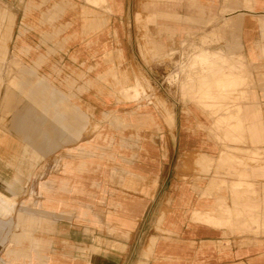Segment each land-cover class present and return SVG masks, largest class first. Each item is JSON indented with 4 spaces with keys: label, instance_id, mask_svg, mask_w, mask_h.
<instances>
[{
    "label": "crops",
    "instance_id": "obj_1",
    "mask_svg": "<svg viewBox=\"0 0 264 264\" xmlns=\"http://www.w3.org/2000/svg\"><path fill=\"white\" fill-rule=\"evenodd\" d=\"M0 1L17 11L9 55L19 63L16 87L0 96V264H264V237L227 245L234 231L218 224V203L233 199L219 187L233 178L215 173L223 160L260 159L241 170L255 191L242 195V213L259 230L241 233H264V0H161V17L147 24L155 41L190 34L213 45L196 56L214 69L185 84L168 117L152 102L133 115V100L110 94L138 81L132 0ZM234 90L242 99L226 102ZM216 103L224 109L204 106ZM111 106L129 108L121 116L136 128L113 129L106 143ZM122 137L139 139L125 150L127 190L106 180Z\"/></svg>",
    "mask_w": 264,
    "mask_h": 264
},
{
    "label": "rangeland",
    "instance_id": "obj_2",
    "mask_svg": "<svg viewBox=\"0 0 264 264\" xmlns=\"http://www.w3.org/2000/svg\"><path fill=\"white\" fill-rule=\"evenodd\" d=\"M96 3H106L108 4L109 0H94ZM112 1V0H110ZM133 5L131 6V10L128 13L131 18H133V26H128L130 29V34L132 36L133 43V66L136 69L138 81L130 87L117 88L115 91H111V95L116 97L119 102L130 101L133 100V107L131 110L133 111V115H137V113H146L145 104H150L151 109L154 113H158L159 115L168 117L171 108H173L172 102H177V97L183 98V96H187L185 93V88L188 87L189 84L185 85L189 82H194L195 79L202 80L203 75L207 77V73H209V68L213 70L214 68L210 67L207 64V59L201 60L200 57L196 56L197 52L204 49L211 48V41L206 38L201 39L200 41H196L197 35H187L186 41L182 44H167L162 45L161 39L155 41V32H152L150 27H147V24H151L154 19L161 17V0H132ZM146 5H152L154 8L147 9ZM109 5H106L108 7ZM160 11V12H159ZM148 17V18H147ZM17 20V11L12 8V5L9 7L7 5H3L0 1V46L6 45L7 52L4 55H1L0 51V96L1 90L5 86H13L16 87L15 76L17 75L19 63L16 59H13L9 55L10 43L12 40L14 27ZM150 29V30H149ZM155 31V30H154ZM11 36V37H10ZM195 36V37H194ZM162 50H166L164 54L166 56L161 57L163 55ZM169 51V52H167ZM217 61H221V58H216ZM187 92V89H186ZM191 95V93H190ZM205 96V95H204ZM203 96V97H204ZM229 96L224 100L227 102H234L241 100L242 95L237 93V90L230 91ZM164 98V99H163ZM167 98H170L167 100ZM173 98V100H171ZM204 100H214L217 98L212 97H204ZM163 99V102L161 100ZM166 99V100H165ZM218 100V99H217ZM1 102V99H0ZM167 102L171 105H168ZM162 103V104H161ZM156 104V105H155ZM224 104V103H223ZM142 105V106H141ZM1 106V105H0ZM207 109L216 110L219 112L224 109V106L218 105L210 107L209 105H204ZM123 108L120 110L117 106L107 107L105 123L110 128H105L106 130L101 132V137L103 135V139L106 143H110L113 140L112 134L110 131L114 129L118 134H124L125 131L134 129L135 122L131 123L128 118L121 116V111H127L126 106H122ZM1 108V107H0ZM130 110V109H129ZM229 110V108L227 109ZM213 111V112H214ZM127 115V114H122ZM2 121H0V126ZM100 127L102 123H99ZM98 127L96 122L91 121L89 135L93 137ZM133 140V148L134 151L137 149V145L139 146V139L133 137V139L122 137V147L120 148L123 151L121 158L118 157L119 161L116 165L118 167L115 171H111L106 175V180L109 181L110 178H113V181H109L114 188H121L123 190L129 189L128 184L123 182V176L129 179L133 178L129 174V171L125 170L126 162L128 161L129 153H126L125 150L129 149V145ZM237 142H242L241 139H235ZM106 145V157H107V148L108 151L111 149ZM227 154V153H225ZM240 155V154H239ZM256 156H260L256 154ZM108 158H106L107 161ZM121 159V160H120ZM259 158H251L250 160L243 161L240 158L234 159L233 164L227 162L225 160L222 161V166H218L215 169V173L221 177V175L228 176L229 178H233L232 182H230L229 186L227 182H223L222 187L224 191L228 190L232 194L233 202L232 204L219 202L218 203V212H219V225L229 226L230 229H233L234 232L227 234V245H233V247L241 248L245 244L254 245L257 243L259 237H264V233H250L243 234L241 233L243 229H250L253 225H256L257 230L259 227L256 223H253L251 220L248 222L247 217L242 213V195L245 194L246 197L248 194L255 193L254 187L251 185H247L243 183V179H247L248 174L245 176L242 174V168L245 166L252 165L253 163H259ZM112 162V161H111ZM110 162V166L113 163ZM108 165V163L106 162ZM76 166V164H75ZM127 169V168H126ZM204 170V169H203ZM80 172L79 170L76 171ZM247 173V172H246ZM61 176L58 179L65 177ZM69 175L68 177H70ZM60 181V180H59ZM234 181V182H233ZM126 184V185H125ZM42 192L44 194H50V185L46 182L42 184ZM238 185V186H237ZM238 187V193L235 192V187ZM28 188H26L25 192L22 196H18L17 207L18 209L22 208V203L20 204V200H23L24 197L28 194ZM48 196V195H47ZM48 200V198H47ZM44 204H48V201ZM16 206V205H15ZM223 237V236H222ZM249 240H248V239Z\"/></svg>",
    "mask_w": 264,
    "mask_h": 264
}]
</instances>
